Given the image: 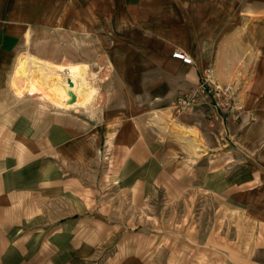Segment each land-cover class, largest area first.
<instances>
[{"label": "rangeland", "instance_id": "1", "mask_svg": "<svg viewBox=\"0 0 264 264\" xmlns=\"http://www.w3.org/2000/svg\"><path fill=\"white\" fill-rule=\"evenodd\" d=\"M64 6L34 0L31 13L0 12V36L9 27L16 34L0 76V119L59 118L80 136L66 179L98 223L115 229L94 258L264 264V19L225 6L212 15L216 29L192 52V65L150 70L120 86L84 61L96 48L93 57L105 53L108 47L93 43L112 31L64 28ZM23 52L88 64L92 103L66 110L35 92L14 93Z\"/></svg>", "mask_w": 264, "mask_h": 264}, {"label": "crops", "instance_id": "2", "mask_svg": "<svg viewBox=\"0 0 264 264\" xmlns=\"http://www.w3.org/2000/svg\"><path fill=\"white\" fill-rule=\"evenodd\" d=\"M67 1L61 0L65 6L59 11L64 28L112 31L101 44L93 43L108 47L105 53L93 57L96 48L84 61L95 64V71L103 67L120 86L150 70L171 72L189 66L171 53L181 49L193 58L208 30L216 29L218 19L212 15L225 13V6L264 19V0ZM33 3L0 0V12L31 13ZM12 30L0 36V76L13 55ZM79 137L59 118L51 122L19 114L0 119V264H148L131 254L105 263L94 258L115 229L98 223L66 179L67 159L74 155V145H80Z\"/></svg>", "mask_w": 264, "mask_h": 264}, {"label": "bare ground", "instance_id": "3", "mask_svg": "<svg viewBox=\"0 0 264 264\" xmlns=\"http://www.w3.org/2000/svg\"><path fill=\"white\" fill-rule=\"evenodd\" d=\"M30 35L26 34L25 41ZM12 75L17 95L38 93L43 101L63 109L89 106L96 97L94 73L83 62H52L30 52L17 54Z\"/></svg>", "mask_w": 264, "mask_h": 264}, {"label": "built area", "instance_id": "4", "mask_svg": "<svg viewBox=\"0 0 264 264\" xmlns=\"http://www.w3.org/2000/svg\"><path fill=\"white\" fill-rule=\"evenodd\" d=\"M171 57L174 59H177L178 61H180L182 64H185V65L193 64L192 57L187 52L181 49H176L175 51H173L171 53Z\"/></svg>", "mask_w": 264, "mask_h": 264}]
</instances>
